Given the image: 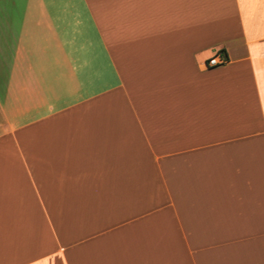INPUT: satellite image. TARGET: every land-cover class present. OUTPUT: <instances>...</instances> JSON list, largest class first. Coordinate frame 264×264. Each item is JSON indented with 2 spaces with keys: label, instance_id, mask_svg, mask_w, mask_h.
I'll return each instance as SVG.
<instances>
[{
  "label": "crops",
  "instance_id": "crops-1",
  "mask_svg": "<svg viewBox=\"0 0 264 264\" xmlns=\"http://www.w3.org/2000/svg\"><path fill=\"white\" fill-rule=\"evenodd\" d=\"M0 264H264V0H0Z\"/></svg>",
  "mask_w": 264,
  "mask_h": 264
},
{
  "label": "built area",
  "instance_id": "built-area-1",
  "mask_svg": "<svg viewBox=\"0 0 264 264\" xmlns=\"http://www.w3.org/2000/svg\"><path fill=\"white\" fill-rule=\"evenodd\" d=\"M227 61L226 57L224 55H213L209 59H207L205 65L207 67H215L225 64Z\"/></svg>",
  "mask_w": 264,
  "mask_h": 264
},
{
  "label": "trees",
  "instance_id": "trees-1",
  "mask_svg": "<svg viewBox=\"0 0 264 264\" xmlns=\"http://www.w3.org/2000/svg\"><path fill=\"white\" fill-rule=\"evenodd\" d=\"M221 53L225 56V53H224V51H221Z\"/></svg>",
  "mask_w": 264,
  "mask_h": 264
}]
</instances>
